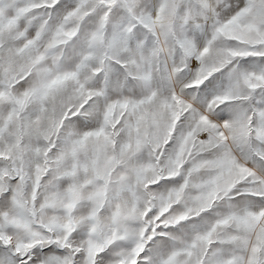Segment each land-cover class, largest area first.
Listing matches in <instances>:
<instances>
[{"label":"snow or ice","instance_id":"obj_1","mask_svg":"<svg viewBox=\"0 0 264 264\" xmlns=\"http://www.w3.org/2000/svg\"><path fill=\"white\" fill-rule=\"evenodd\" d=\"M0 264H264V0H0Z\"/></svg>","mask_w":264,"mask_h":264}]
</instances>
